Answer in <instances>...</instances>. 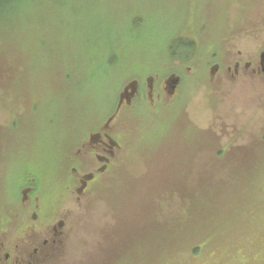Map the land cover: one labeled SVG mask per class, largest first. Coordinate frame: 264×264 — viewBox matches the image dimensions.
I'll list each match as a JSON object with an SVG mask.
<instances>
[{
	"label": "rangeland",
	"instance_id": "374dc122",
	"mask_svg": "<svg viewBox=\"0 0 264 264\" xmlns=\"http://www.w3.org/2000/svg\"><path fill=\"white\" fill-rule=\"evenodd\" d=\"M25 9L0 22V226L33 219L32 182L42 223L66 225L44 264H264V0ZM172 77L174 95L149 96ZM136 81L147 99L115 121L114 164L79 195L93 167L72 173L78 143Z\"/></svg>",
	"mask_w": 264,
	"mask_h": 264
},
{
	"label": "flooded vegetation",
	"instance_id": "af4514ba",
	"mask_svg": "<svg viewBox=\"0 0 264 264\" xmlns=\"http://www.w3.org/2000/svg\"><path fill=\"white\" fill-rule=\"evenodd\" d=\"M253 72L258 71L254 69ZM152 79L150 80L153 83L149 84L150 97L157 95L161 99L164 92L171 95V87L168 84L169 79L164 81L161 93H158V91L155 93V79ZM136 82V90H128L124 98L120 96L113 115L104 126L92 129L87 139L85 137L80 139L76 153L79 159L78 166L75 164L74 167H71V171L78 174L81 166L88 165L93 167V170L79 177V195L85 194L100 176L111 170L114 164L117 152L120 149L114 134L113 124L115 121L121 113L133 108L141 100L147 99L148 94L142 91V82ZM23 187V203L24 205L27 204L25 205L26 209L30 211L33 221L28 220L25 226H21L19 222H16V225L0 226V264H44L53 255V251L60 243L66 229L65 219L61 216L58 217L57 224L53 222L42 223V209L39 208L38 203L33 201L34 197L30 195L35 192V184L29 182ZM29 197H31V202L28 200Z\"/></svg>",
	"mask_w": 264,
	"mask_h": 264
},
{
	"label": "trees",
	"instance_id": "16d2710c",
	"mask_svg": "<svg viewBox=\"0 0 264 264\" xmlns=\"http://www.w3.org/2000/svg\"><path fill=\"white\" fill-rule=\"evenodd\" d=\"M29 1L30 0H0V22L8 21L13 15L18 16L22 14L26 10L25 8ZM202 248V246L197 247L195 251L198 252V249Z\"/></svg>",
	"mask_w": 264,
	"mask_h": 264
},
{
	"label": "water",
	"instance_id": "95a60500",
	"mask_svg": "<svg viewBox=\"0 0 264 264\" xmlns=\"http://www.w3.org/2000/svg\"><path fill=\"white\" fill-rule=\"evenodd\" d=\"M260 58H261V62H260V64H261V66H262V71L264 72V53H262L261 54V56H260ZM179 82H180V78H178V77H172L169 81H168V84L170 85V87H171V95L175 92V90H176V87H177V85L179 84ZM136 84H137V82H132V83H130L127 87H126V89H125V91L122 93V98H124V96H125V93H127L128 92V90H136Z\"/></svg>",
	"mask_w": 264,
	"mask_h": 264
}]
</instances>
